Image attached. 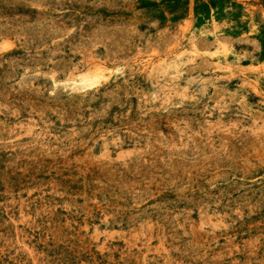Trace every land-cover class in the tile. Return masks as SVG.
<instances>
[{
	"label": "rangeland",
	"instance_id": "rangeland-1",
	"mask_svg": "<svg viewBox=\"0 0 264 264\" xmlns=\"http://www.w3.org/2000/svg\"><path fill=\"white\" fill-rule=\"evenodd\" d=\"M0 264H264V0H0Z\"/></svg>",
	"mask_w": 264,
	"mask_h": 264
},
{
	"label": "bare ground",
	"instance_id": "bare-ground-1",
	"mask_svg": "<svg viewBox=\"0 0 264 264\" xmlns=\"http://www.w3.org/2000/svg\"><path fill=\"white\" fill-rule=\"evenodd\" d=\"M96 75V74H95ZM94 77V76H93ZM86 78V77H85ZM96 79V78H95ZM89 80H91V79H89ZM89 80H87V81H89ZM86 81V80H85ZM95 84V81H93V82H91V84L89 85V86H93ZM89 86H87V88L89 87Z\"/></svg>",
	"mask_w": 264,
	"mask_h": 264
}]
</instances>
